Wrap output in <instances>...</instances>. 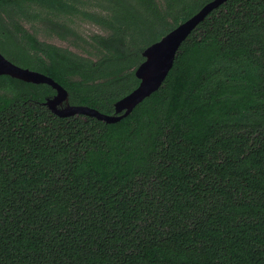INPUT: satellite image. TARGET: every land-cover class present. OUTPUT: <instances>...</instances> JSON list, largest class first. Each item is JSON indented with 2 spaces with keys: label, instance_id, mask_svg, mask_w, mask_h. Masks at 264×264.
Here are the masks:
<instances>
[{
  "label": "trees",
  "instance_id": "1",
  "mask_svg": "<svg viewBox=\"0 0 264 264\" xmlns=\"http://www.w3.org/2000/svg\"><path fill=\"white\" fill-rule=\"evenodd\" d=\"M208 1L0 0V51L112 113ZM54 92L0 74V264H264V0L212 9L117 122Z\"/></svg>",
  "mask_w": 264,
  "mask_h": 264
},
{
  "label": "water",
  "instance_id": "2",
  "mask_svg": "<svg viewBox=\"0 0 264 264\" xmlns=\"http://www.w3.org/2000/svg\"><path fill=\"white\" fill-rule=\"evenodd\" d=\"M226 0H209L190 17L179 23L159 40L148 45L142 51L143 61L135 68L138 85L113 104L112 113H104L88 105H76L69 102L68 91L50 76L20 66L0 51V74L8 75L34 84L45 83L55 91L44 100L46 107L59 117L72 115L92 116L106 123H113L128 115L133 108L156 91L171 69L174 58L184 39L214 8Z\"/></svg>",
  "mask_w": 264,
  "mask_h": 264
},
{
  "label": "rangeland",
  "instance_id": "3",
  "mask_svg": "<svg viewBox=\"0 0 264 264\" xmlns=\"http://www.w3.org/2000/svg\"><path fill=\"white\" fill-rule=\"evenodd\" d=\"M81 25H82V28H83L84 31H86L87 29H90V33H103L102 30L100 28H98L97 26H95V25H92V24H90V25L84 24V22L81 23ZM48 39L50 41L58 44V45H65L66 44V43L60 41L57 38H52V39L51 38H48Z\"/></svg>",
  "mask_w": 264,
  "mask_h": 264
}]
</instances>
